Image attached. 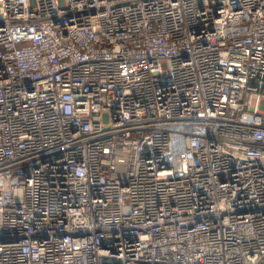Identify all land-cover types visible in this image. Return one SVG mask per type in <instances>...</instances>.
I'll return each instance as SVG.
<instances>
[{
  "label": "built area",
  "instance_id": "obj_1",
  "mask_svg": "<svg viewBox=\"0 0 264 264\" xmlns=\"http://www.w3.org/2000/svg\"><path fill=\"white\" fill-rule=\"evenodd\" d=\"M0 264H264V0H0Z\"/></svg>",
  "mask_w": 264,
  "mask_h": 264
}]
</instances>
